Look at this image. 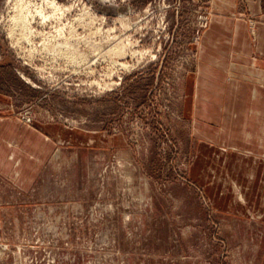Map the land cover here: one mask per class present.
I'll list each match as a JSON object with an SVG mask.
<instances>
[{
    "label": "rangeland",
    "instance_id": "374dc122",
    "mask_svg": "<svg viewBox=\"0 0 264 264\" xmlns=\"http://www.w3.org/2000/svg\"><path fill=\"white\" fill-rule=\"evenodd\" d=\"M28 1L0 0V264H264V163L194 121L210 20L256 46L264 0Z\"/></svg>",
    "mask_w": 264,
    "mask_h": 264
},
{
    "label": "crops",
    "instance_id": "0c3cea01",
    "mask_svg": "<svg viewBox=\"0 0 264 264\" xmlns=\"http://www.w3.org/2000/svg\"><path fill=\"white\" fill-rule=\"evenodd\" d=\"M256 38L245 18L213 15L199 48L195 132L237 163H264V25Z\"/></svg>",
    "mask_w": 264,
    "mask_h": 264
},
{
    "label": "bare ground",
    "instance_id": "6f19581e",
    "mask_svg": "<svg viewBox=\"0 0 264 264\" xmlns=\"http://www.w3.org/2000/svg\"><path fill=\"white\" fill-rule=\"evenodd\" d=\"M47 3L53 5L55 9H60L61 7L56 4L55 0H45ZM16 3H20V10H19V14L18 19H23L24 22L29 23V21H33L32 19L34 18L35 15H39L42 18H46L47 15L44 13V11L41 8L35 7L34 10H32V5L30 3V1L23 3V0H16ZM36 13V14H35ZM23 23V22H22ZM27 23V25H28ZM33 31V30H32ZM30 32V31H28ZM28 36V35H27Z\"/></svg>",
    "mask_w": 264,
    "mask_h": 264
}]
</instances>
